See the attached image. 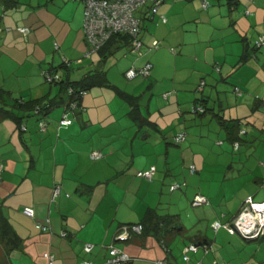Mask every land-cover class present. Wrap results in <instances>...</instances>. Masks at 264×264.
I'll list each match as a JSON object with an SVG mask.
<instances>
[{
  "label": "crops",
  "instance_id": "obj_1",
  "mask_svg": "<svg viewBox=\"0 0 264 264\" xmlns=\"http://www.w3.org/2000/svg\"><path fill=\"white\" fill-rule=\"evenodd\" d=\"M201 3L164 0L158 12L166 15V21L159 14L148 17L144 7L139 9L141 51L127 47L126 59L120 62L117 51L106 59L99 50L88 53L82 0H0V106L4 103L21 115L14 105L16 97L56 96L59 84L48 83L43 70L58 67L64 57L72 63L69 76L74 79L96 69L105 70L107 79L113 73V86L95 84L87 89L68 125L59 126L61 117L49 114L43 118L48 120L44 132L37 122H25L28 126L22 130L14 119L0 121V223L2 218L10 223L16 240L15 245L0 242V264H48L49 254L56 257L53 264L87 260L108 264L111 245L134 258L129 264H152L159 258L170 264H264V234L251 239L225 227H212L216 220L232 221L249 197L264 202L263 173L256 180H206V165L195 164L197 155L192 152L190 162L196 165L198 180L169 178L178 158L172 144L187 137L185 131L174 134L173 128L185 120L181 106L194 103L190 110L194 113L192 95L203 80L201 91L211 83L227 98L226 83H231L232 110L245 111L234 118L250 119L248 141L264 133V45L256 49L253 44L264 35V0H210L204 8ZM21 27L27 28L26 33ZM246 42L250 43L247 49ZM109 61L116 64L106 69ZM146 62L152 63L150 75L126 79L128 68ZM236 86L245 92H237ZM127 94L137 97V112ZM212 96L213 92L204 98ZM181 132L185 138L176 141ZM262 146L255 148L257 162L264 168V142ZM93 151L102 155L93 157ZM151 165L156 167L151 180L137 175ZM182 181L188 182L183 193L193 198L200 193L208 199L202 209L210 222L207 230L199 223L202 215L191 212L187 216L193 217V226L178 216L158 234L151 231L133 234L128 241L116 239L121 226L141 222L149 210L156 211L152 217L178 215L166 212L164 204L174 194L168 186ZM57 185L60 194L53 196ZM24 207H32L35 217L26 215ZM47 219L49 231L36 227ZM175 223L181 224L180 230H170ZM86 242L95 245L91 253L83 250ZM191 244L196 250L186 252Z\"/></svg>",
  "mask_w": 264,
  "mask_h": 264
},
{
  "label": "rangeland",
  "instance_id": "obj_2",
  "mask_svg": "<svg viewBox=\"0 0 264 264\" xmlns=\"http://www.w3.org/2000/svg\"><path fill=\"white\" fill-rule=\"evenodd\" d=\"M208 1L210 4V0ZM254 43L255 41H253V44ZM170 49L172 50L174 47L172 48L171 46ZM116 51L115 56L120 62L123 59H126V46H122ZM251 59L253 60V58ZM115 64V61L106 62L105 68H110V66H114ZM85 68L86 67L83 69ZM112 76L113 73H110L109 78L113 79ZM115 77L116 76L114 74V79ZM126 79L128 78L126 77ZM210 84L211 83H208L206 86L205 92L201 91L197 85L194 89V94L192 95L193 99L197 98V102H195V104L200 103L205 105L207 108L205 112H196L195 110L194 113L191 112L190 110L194 103H191V105H188L187 107H185V105L181 106L185 120L184 122L174 126L173 132L176 134L179 131H185L187 133V137L182 143L172 144V148L174 149L172 152L178 153V158L175 165V172L171 175L169 174V178L171 180H198V174H190L188 169V165L192 160L191 158L194 157L192 152H195L197 155L196 159H194L195 164L201 165L203 163L206 165L207 170L203 173V178L206 180H256V176L261 175V173L264 174V168L257 162L258 155L256 154L257 152L255 148L256 146H262V142H264V133L256 140L252 142L248 141V138L251 137V127L249 125L250 119L249 117L245 118L243 116L237 119L234 118V114H243L245 111L237 110L233 112L232 108L235 101L230 99L233 98L234 100L235 97L231 94L232 87H229L231 83H226L227 88H230L229 98H227V95L223 92H221L220 95L219 90L217 88L215 89V87H212ZM240 89L245 92L242 87H240ZM211 92H213V96L210 99L208 98L207 102L204 103L202 97ZM250 93L257 95L253 91H250ZM259 96L261 95L259 94ZM0 97L2 96L0 95ZM160 98L162 99V97ZM63 110V104L54 105L49 112V116L51 118H60ZM2 111L3 110L0 108V112ZM28 118L30 119L28 120ZM42 118H45V114H36L30 117H25L24 120L26 123L27 121L28 123H38V121ZM5 119H14V117L10 115L5 117ZM1 120L2 116L0 114V121ZM235 128L237 130L244 129L242 137L239 138L240 145L237 149H235L233 141L228 135V133L234 132ZM245 131H248V133L246 134ZM152 138L154 139V137ZM218 140H222L223 143L220 144ZM186 153H188V155L190 153V156L187 157V155H185ZM131 157H128V159H131ZM168 187H170V185ZM185 188H187V186ZM168 190L170 191V189ZM172 193L174 194H172L171 198L167 200L168 202L164 204L165 211L172 214H178V216L181 217L182 222H184L188 227L193 226L194 219L193 217L189 218L187 215L191 212L193 214L199 212L200 215H202V220L201 222L199 221V223L204 225V227L206 226L207 230L210 226V222L208 220L209 218L204 217L202 213L203 207L207 205L193 206L191 202L193 200V195H187L183 193L182 190L174 191ZM181 196H183L182 202L179 201ZM166 197L168 198L169 194H166ZM178 202L179 205H171V203L178 204ZM209 217H211V215Z\"/></svg>",
  "mask_w": 264,
  "mask_h": 264
},
{
  "label": "built area",
  "instance_id": "obj_3",
  "mask_svg": "<svg viewBox=\"0 0 264 264\" xmlns=\"http://www.w3.org/2000/svg\"><path fill=\"white\" fill-rule=\"evenodd\" d=\"M85 3L84 10V23H83V33L84 37L90 44V49L88 53L93 52L100 48L106 41L111 37L112 34L116 32L126 33L132 37L131 47L132 50L136 51L140 45L141 41L139 39L140 36V21L139 17L135 16V11L137 8L142 7L143 4L148 3L150 5L149 11L156 12L158 10V4L161 0H82ZM209 4L208 0L202 1V6L207 7ZM162 20L165 21L167 18L164 14L160 15ZM20 30L26 33L27 28L21 27ZM154 45H158L159 41L154 40ZM264 43V35H260L256 40V45H261ZM65 60H68L64 57ZM151 67L150 63H147L142 68L130 67L126 71V75L130 78H134L137 75H147L149 73V69ZM48 81H54L59 78L57 73H50L49 71L45 72ZM235 90L238 91V87H235ZM70 92H73L72 88H70ZM86 93L85 90H81L79 95L84 96ZM78 99H72L69 104L64 105V110L62 112V116L59 120L60 126L68 125L73 121L72 113H75V109L80 107L81 105L77 101ZM196 109L203 110V107L197 106ZM39 130L45 131L47 127V122L43 119L39 121ZM244 132V129L241 130V133ZM185 138V133L181 132L177 136H175L176 141H181ZM240 145V141L236 140L234 142V147L237 149ZM102 153L100 151H93V157H99ZM264 165V161H262ZM195 165L193 163L190 164V170L193 172ZM1 172H2V164H0V180H1ZM156 172L155 165H151L149 169L141 170L137 173L138 176L147 178L151 180ZM179 185L172 184L170 186V190H175ZM61 187L57 185L54 189L53 196H57L60 194ZM208 203V199L202 195L197 194L194 197L193 204L200 205ZM23 212L30 216H35V211L31 207H24ZM37 228L42 231H49L51 229L50 220L47 219L43 222H37ZM212 227L217 230L220 227H225L231 233L239 232L242 236L246 238H254L259 235L264 234V202H255L251 197L245 200V206L242 211L238 213L232 221L222 223L219 220H216L212 223ZM143 230L142 224H126L120 228L116 239L118 241H127L129 240L133 234H140ZM67 232H63L62 236L66 237ZM94 248V245L91 243H87L84 246V250L86 252H91ZM196 250V246L191 244L185 248V251ZM110 258H108L107 262L109 264H127L134 260L133 257L122 251L121 249L111 245L110 246ZM54 254H49L48 256V264H53V260L55 259ZM185 261L189 260L188 255L183 256ZM85 264H93L90 261L85 262ZM143 264V263H142ZM152 264H170L164 258L155 259L152 261ZM194 264H203L201 262H197ZM227 264V263H225Z\"/></svg>",
  "mask_w": 264,
  "mask_h": 264
},
{
  "label": "trees",
  "instance_id": "obj_4",
  "mask_svg": "<svg viewBox=\"0 0 264 264\" xmlns=\"http://www.w3.org/2000/svg\"><path fill=\"white\" fill-rule=\"evenodd\" d=\"M163 1L164 0H161V2L158 4V7L162 4ZM228 1L232 2V3L238 2V0H228ZM150 5L151 4L148 5V3H145V4L142 5V7L146 8L147 11H148L150 9ZM142 7L137 8L135 13H134L135 16L139 17V21H140V36H139V39L141 41L140 47L136 51L132 50V47H131L132 37L129 34H126V33L116 32V33L112 34L111 37L109 39H107V41L100 48L97 49L104 56L103 59H106V56L108 54L114 53L117 49H119L122 46L123 47L124 46L129 47L130 51H132V52L140 53L141 46L143 44V41H142V38H141V31H142V23L141 22H142V20H141V17L138 15L137 11L139 9H141ZM155 14H159V16H160L162 13H159L158 10L156 12L149 11L148 17L153 18V16ZM160 18H161V16H160ZM262 45H264V43L259 45V46L256 45V41L254 43V47L256 49L260 48ZM244 57H245V59H247L249 57V54L246 53V55H244ZM147 63L151 64V67L149 69V73L147 75H137L134 78H130V77H128L126 75V71L129 69L128 68L125 71V76L128 79H135V78H138V77H143V78L147 77L148 75H150L151 70H152V63L151 62H146L144 65H146ZM71 64L72 63H71L70 60H65L64 59L63 62L58 67L51 66V67L45 68L43 70L44 78H45V80L48 83L56 84V85L59 84V92H58V94L56 96L48 97V95H49L48 94V95H42V96L36 97V98H31V99H28V100L24 99V97H22V96L21 97H16L15 98L16 103L14 105L17 106L18 108H20V110H22V114L19 115L13 109L5 107L6 104L3 103V105L0 106V108L3 110L2 112H0L2 118L10 116V115L13 116L14 120L17 121L19 127L22 130H25L27 128V126H28V125L27 126L25 125L26 124L25 120H24L25 117H29V116L36 115V114L37 115L38 114H41V115L49 114L50 110L53 108L54 105H59V104L67 105L74 98L75 99L77 98L78 99L77 100L78 103L81 105V99L83 98V96L79 95L80 91L81 90L87 91V89L89 87H91V86H93L95 84H108L110 86H113V84L110 82V80L107 79L105 70H101V69H96V70L90 71V72L84 74L83 77L80 78V79L71 78L69 76V73H71V68H70ZM144 65L131 66V67H135V68L139 69V68H142ZM47 71H49L50 73H57L59 78L57 80H54V81H48V79L46 77V74H45V72H47ZM204 84H205V80L201 81L200 84L198 85V88L202 89ZM236 87H238V89H239L238 91H242L239 86H236ZM70 88H72L73 92H70ZM127 97H128V99H130L132 104L135 105L134 106V110H136L137 103H135V101H136L137 97L133 96L132 94L131 95L127 94ZM202 100L205 102L207 99H206V97L204 98V96H203ZM196 102H197V98H196ZM197 106L203 107V110L196 109ZM193 107H194V110L196 112H205L206 109H207L205 107V105H202L200 103L199 104H195ZM77 109H80V107L75 109V111H74L75 113H76ZM136 112H137V110H136ZM43 120H45V119H43ZM39 121H38V124H39ZM47 125H48V122H47ZM59 126H60V123H59ZM38 128H39V126H38ZM46 130H47V127H46ZM42 132H44V131H42ZM229 137L233 141V145H234V142L236 140H239L240 137H242L241 129L238 130L236 132V134L229 135ZM0 164H2V163H0ZM2 170H3V164H2ZM197 171L198 170L196 169V165H195V168H194L193 172H191L190 167H189L190 174H195ZM176 184H178L179 186L175 190H170L171 192L181 190L183 187H186L188 185V182L187 181H182V182H177ZM198 194H200V193H198ZM193 200H194V198H193ZM192 204H193V201H192ZM155 213H156L155 210H149L147 215H146V217L141 222L133 223V224H142V227H143V230L141 232L142 234H143V232L147 233V232H151V231L153 233H155V234H158L168 224H171L170 220H174L173 218H176L178 220V215H174V216L168 215V216H165V217L164 216L162 217L160 215H154L152 217V215L155 214ZM180 228H181V224L175 223V224H173V227H171L170 230H172V231L174 230L175 231V230H180ZM119 231H120V229H119ZM12 234H13L12 233V227H11L10 223L5 218H2L1 219V223H0V242L1 243H5L7 245H15L16 244V242H15L16 240L12 237ZM85 244H87V242L83 244V250H84ZM94 247H95V245H94ZM84 252L85 253H91V252H86L85 250H84ZM109 258H110V256H109ZM87 261H90V260H87ZM87 261H85V262H87ZM90 262H92V261H90ZM127 264H129V263H127ZM192 264H194V263H192Z\"/></svg>",
  "mask_w": 264,
  "mask_h": 264
},
{
  "label": "water",
  "instance_id": "obj_5",
  "mask_svg": "<svg viewBox=\"0 0 264 264\" xmlns=\"http://www.w3.org/2000/svg\"><path fill=\"white\" fill-rule=\"evenodd\" d=\"M249 46H250V43H249V42H246V43H245V49H247ZM259 237H260V235L257 236V237L251 238V239H257V238H259Z\"/></svg>",
  "mask_w": 264,
  "mask_h": 264
},
{
  "label": "clouds",
  "instance_id": "obj_6",
  "mask_svg": "<svg viewBox=\"0 0 264 264\" xmlns=\"http://www.w3.org/2000/svg\"><path fill=\"white\" fill-rule=\"evenodd\" d=\"M209 203V202H208Z\"/></svg>",
  "mask_w": 264,
  "mask_h": 264
}]
</instances>
